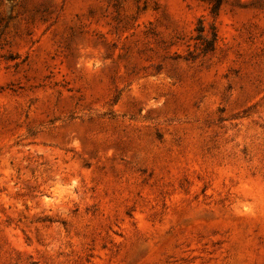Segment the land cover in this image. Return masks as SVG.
I'll list each match as a JSON object with an SVG mask.
<instances>
[{
    "label": "rangeland",
    "instance_id": "374dc122",
    "mask_svg": "<svg viewBox=\"0 0 264 264\" xmlns=\"http://www.w3.org/2000/svg\"><path fill=\"white\" fill-rule=\"evenodd\" d=\"M0 264H264V0H0Z\"/></svg>",
    "mask_w": 264,
    "mask_h": 264
},
{
    "label": "trees",
    "instance_id": "16d2710c",
    "mask_svg": "<svg viewBox=\"0 0 264 264\" xmlns=\"http://www.w3.org/2000/svg\"><path fill=\"white\" fill-rule=\"evenodd\" d=\"M216 35L214 34V39H215Z\"/></svg>",
    "mask_w": 264,
    "mask_h": 264
}]
</instances>
